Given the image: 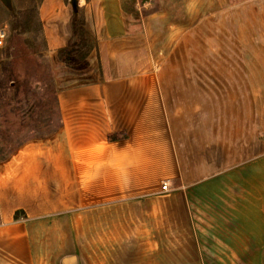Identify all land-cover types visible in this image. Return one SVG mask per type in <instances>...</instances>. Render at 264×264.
Returning a JSON list of instances; mask_svg holds the SVG:
<instances>
[{"label":"crops","instance_id":"obj_1","mask_svg":"<svg viewBox=\"0 0 264 264\" xmlns=\"http://www.w3.org/2000/svg\"><path fill=\"white\" fill-rule=\"evenodd\" d=\"M147 4H38L58 123L0 161V264H264V0Z\"/></svg>","mask_w":264,"mask_h":264},{"label":"rangeland","instance_id":"obj_2","mask_svg":"<svg viewBox=\"0 0 264 264\" xmlns=\"http://www.w3.org/2000/svg\"><path fill=\"white\" fill-rule=\"evenodd\" d=\"M138 1L148 3L146 10L156 8V0ZM40 2L0 0V30L4 33L0 38V156L27 139L48 135L58 123L54 71L43 57L37 20ZM77 5L74 17L84 19ZM88 36L87 32L92 45Z\"/></svg>","mask_w":264,"mask_h":264},{"label":"trees","instance_id":"obj_3","mask_svg":"<svg viewBox=\"0 0 264 264\" xmlns=\"http://www.w3.org/2000/svg\"><path fill=\"white\" fill-rule=\"evenodd\" d=\"M72 25L73 37L66 47L57 51V56L60 61L69 64L71 68L79 70L81 68H86V57L89 50L92 48V45H90L87 41V32L84 28V19H77L73 17ZM9 80H12V78ZM14 149H11L6 154L0 156V161L6 159Z\"/></svg>","mask_w":264,"mask_h":264},{"label":"built area","instance_id":"obj_4","mask_svg":"<svg viewBox=\"0 0 264 264\" xmlns=\"http://www.w3.org/2000/svg\"><path fill=\"white\" fill-rule=\"evenodd\" d=\"M3 36H4V33H3L2 30H0V38H2ZM166 187H167L166 183H163V184H162V188H163V189H166Z\"/></svg>","mask_w":264,"mask_h":264}]
</instances>
